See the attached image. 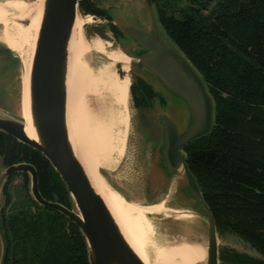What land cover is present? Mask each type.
<instances>
[{"label":"water","instance_id":"95a60500","mask_svg":"<svg viewBox=\"0 0 264 264\" xmlns=\"http://www.w3.org/2000/svg\"><path fill=\"white\" fill-rule=\"evenodd\" d=\"M132 6L128 2L118 6L115 27L121 34L122 51L131 58L132 86L147 102H157L162 108L153 119L157 125L144 121L148 125L150 143L155 144L146 186V190L154 195L155 203L131 200L111 184L104 170H101V175L130 202L142 207L164 203L169 210L168 216L151 217L156 229L157 222L162 221L165 230L188 237L189 243L204 244L207 250L204 264H220L216 219L189 167L185 152L188 145L213 133L216 126L215 100L201 73L162 27L154 1L142 0L146 20L150 23L148 29L144 27L142 18L133 15ZM80 13L79 0H44L43 18L29 75L32 128L22 116H14L0 107V133L39 152L51 164L70 194L71 208L42 196L39 174L34 165L24 162L7 166L5 156H0V264L7 263L9 251L3 222L6 189L10 179L17 174L28 175L30 195L37 204L60 213L80 229L90 264H145L128 244L107 204L93 188L71 139L68 125L69 48ZM106 17L113 22L116 20L113 14ZM130 21H137V24H130ZM2 31L0 25V36ZM2 48L12 53L0 40ZM174 103L182 111L174 110ZM31 129L36 139L29 135ZM179 173L183 174L181 182L177 180ZM160 197H164L163 200ZM193 218L204 220L207 242L192 240L187 227L182 226V221Z\"/></svg>","mask_w":264,"mask_h":264},{"label":"trees","instance_id":"16d2710c","mask_svg":"<svg viewBox=\"0 0 264 264\" xmlns=\"http://www.w3.org/2000/svg\"><path fill=\"white\" fill-rule=\"evenodd\" d=\"M153 1L162 27L201 73L216 104L213 133L185 148L189 167L218 233L234 232L264 255V0ZM79 2L81 12L102 15ZM0 156L7 166L34 165L42 196L71 208L64 182L39 152L0 133ZM30 198L32 208L3 211L6 264H90L80 229Z\"/></svg>","mask_w":264,"mask_h":264},{"label":"bare ground","instance_id":"6f19581e","mask_svg":"<svg viewBox=\"0 0 264 264\" xmlns=\"http://www.w3.org/2000/svg\"><path fill=\"white\" fill-rule=\"evenodd\" d=\"M43 12L44 0L0 2V25L3 28L0 40L9 50H16L20 54L23 65V112L30 128L29 75ZM88 18L90 25L92 18ZM83 22H86V17L79 16L69 48L68 125L77 157L128 244L145 264H166L167 251L174 247L182 258V264H204L207 261L204 244L187 241L169 244L162 235H154L159 231L151 217L168 216L169 210L164 203L139 206L125 199L101 175V170H117L127 151L131 125V58L116 48L112 40H107L110 49L108 47L109 58L104 64L106 80L104 77L98 82L89 58L84 60L87 53L79 41ZM29 135L36 139L34 130L31 129Z\"/></svg>","mask_w":264,"mask_h":264},{"label":"rangeland","instance_id":"374dc122","mask_svg":"<svg viewBox=\"0 0 264 264\" xmlns=\"http://www.w3.org/2000/svg\"><path fill=\"white\" fill-rule=\"evenodd\" d=\"M31 1V0H28ZM88 2L90 10H98L102 15H94L82 10L81 17H86V22L81 25V41L86 55L84 60L89 58L92 69L97 75V81L101 82L102 79L106 80L104 64L108 61L109 52L107 50V40H112L116 48L122 50V45L119 40L120 32H115L113 27L116 26L117 16L119 12L118 6L122 2H128L131 7L133 15H137L142 18L145 24V28L150 27V23L146 20L142 0H84ZM114 15L116 20L113 22L108 19L106 15ZM91 17L93 23L89 25V18ZM90 21V20H89ZM119 22V21H118ZM137 21H130V24H135ZM91 23V21H90ZM128 23V22H127ZM137 24V23H136ZM120 25V23L118 24ZM1 34V32H0ZM111 37V39H110ZM4 51L0 49V107L14 116H22L23 112V77H22V65L20 63V54L13 49ZM88 56V57H87ZM20 61H19V59ZM121 67L119 66V69ZM133 66H130V77L132 80ZM124 74V73H122ZM103 75V76H102ZM103 85V84H102ZM154 107V109H153ZM177 103L173 104L174 110L178 109ZM160 105L155 102H147L145 97L137 90L136 87H131L130 93V110H131V125L130 133L127 141V151L125 157L122 160L119 168L113 172L105 171V174L111 184L120 190L131 200L141 202L144 204H150L153 202V196L146 190L148 184L149 168L151 163V154L153 152L154 145L151 144V136L148 135V129L144 121L155 124L154 118L161 112ZM186 114V112H185ZM185 120V116H184ZM182 123V119H180ZM186 124H183L185 126ZM151 127V126H150ZM2 161V160H0ZM178 181H182L183 174L179 173ZM7 191L8 205L5 208L6 215L15 213L22 208L31 207L30 202L29 185L26 178L22 174H17L12 177ZM153 198V199H152ZM164 197H160L163 200ZM155 203V202H153ZM179 208L178 206H174ZM30 211L35 212L34 209ZM182 226L187 227L189 231V237L192 240H200L207 242V230L204 226V220L201 218H193L191 220L182 221ZM165 225L162 221L157 222V230L155 236H163L166 243L174 244L186 240L188 237L179 234L171 233L165 230ZM187 241V240H186ZM219 249H220V264H242L237 259H234V255H241L251 260H258L262 258L254 248L242 240L238 236L229 233H219ZM168 257L166 264H182V258L176 251V247L172 250L168 249Z\"/></svg>","mask_w":264,"mask_h":264},{"label":"flooded vegetation","instance_id":"af4514ba","mask_svg":"<svg viewBox=\"0 0 264 264\" xmlns=\"http://www.w3.org/2000/svg\"><path fill=\"white\" fill-rule=\"evenodd\" d=\"M92 23H93V20H92ZM108 43H110V42L108 41ZM106 45H107V43H106ZM108 47H109V49H110V44L107 46V49H108ZM229 233H232V234L238 236L239 238H241L242 240L246 241L247 243H249V244L254 248V250H255L260 256H262V258H258V260H256V261H262V262H264V255H263V254H262V253H261L256 247H254V245H253L251 242H249L248 240H246L245 238L241 237L240 235H238V234H236V233H234V232L229 231Z\"/></svg>","mask_w":264,"mask_h":264},{"label":"built area","instance_id":"2783aa9c","mask_svg":"<svg viewBox=\"0 0 264 264\" xmlns=\"http://www.w3.org/2000/svg\"><path fill=\"white\" fill-rule=\"evenodd\" d=\"M80 1V0H79Z\"/></svg>","mask_w":264,"mask_h":264}]
</instances>
